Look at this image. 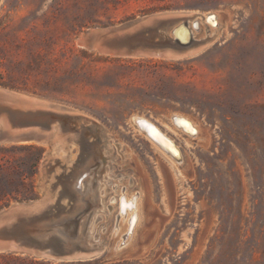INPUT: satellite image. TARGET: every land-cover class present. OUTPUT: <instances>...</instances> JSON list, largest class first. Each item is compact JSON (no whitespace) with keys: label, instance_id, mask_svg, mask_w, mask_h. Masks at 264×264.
I'll list each match as a JSON object with an SVG mask.
<instances>
[{"label":"rangeland","instance_id":"rangeland-1","mask_svg":"<svg viewBox=\"0 0 264 264\" xmlns=\"http://www.w3.org/2000/svg\"><path fill=\"white\" fill-rule=\"evenodd\" d=\"M173 10L200 22L214 13L221 27L181 60L116 58L74 43L88 28ZM204 35L196 31V40ZM0 87L92 118L87 144L96 142L93 152L115 178L98 189L93 228L104 250L97 258L57 263L0 252V264H264V0H0ZM171 114L197 123L198 138L175 128ZM132 116L166 133L181 162L156 151ZM47 151L0 145V208L40 198L42 183L53 193L71 181L64 163L40 177ZM70 152L78 165L79 149ZM120 187L140 193L141 219L116 250L125 227L117 220Z\"/></svg>","mask_w":264,"mask_h":264},{"label":"water","instance_id":"water-1","mask_svg":"<svg viewBox=\"0 0 264 264\" xmlns=\"http://www.w3.org/2000/svg\"><path fill=\"white\" fill-rule=\"evenodd\" d=\"M180 13L183 11H162L118 25L88 28L74 43L81 49L116 58H189L194 56L187 52L193 41L178 43L167 34L172 25L181 20L184 21L179 26L186 22ZM76 118L78 114L67 106L0 87V145L51 146L52 123L58 121L60 132L66 134L70 129L68 123L77 121ZM62 184L61 191L52 193L41 188L38 199L0 208V252L57 263L93 260L103 252L104 242L98 238V232L90 235L88 232L94 206L87 204L85 197L78 199L74 188Z\"/></svg>","mask_w":264,"mask_h":264},{"label":"bare ground","instance_id":"bare-ground-1","mask_svg":"<svg viewBox=\"0 0 264 264\" xmlns=\"http://www.w3.org/2000/svg\"><path fill=\"white\" fill-rule=\"evenodd\" d=\"M180 14L185 17L186 22L179 26L184 21L181 20L178 23L172 25L168 29L167 34L172 40L182 44L188 43L190 40H192L193 43L187 50L190 55L195 54L196 52L203 49L208 43H210L221 27L220 18L214 13H210L205 16L199 15L198 17L201 18V22L196 19V14L188 12H183ZM201 29H203L205 35L201 36L199 40H196L195 33ZM68 108H70L73 113L78 114L79 119L76 118L78 122L76 120H71L73 127L72 129H69L66 134L60 132L61 126L58 121L52 123L51 131L54 135V140L51 146H47L45 143V145L48 147V151L46 152L44 160L41 163L40 177L45 175V172H47V168L49 167L48 165L52 164L53 162L58 165L55 172H59L58 170L62 168L60 166L62 163L66 164L62 170L65 172L72 170L70 172L71 181L67 182L66 184L77 191L78 199L85 197L87 199V204L94 206L92 215L90 216V223H92V225L88 229L90 235L93 231L97 232V229L93 228V222L99 217L96 215L101 210L100 200L102 201V199H99L98 189L104 185L101 183L106 181L108 178L113 179L114 177L108 173L109 168L107 164L102 163L101 153L99 151V153L93 152L97 148L95 144L96 142L87 144V139L89 137V133L91 132L85 124L91 122L97 125V123L85 113L74 110L71 107ZM168 118L175 128L186 133L190 139L198 138L200 127L191 118L181 114H171ZM80 122L83 123V127L80 126ZM130 123L134 128H138V132H140L143 137L145 136L150 141V143L152 142L151 145L155 148V150L158 151L162 156L168 158L172 164L177 165L181 162L182 152L180 148L157 125L146 118L134 116L130 118ZM173 130L171 129V131ZM72 147H77L81 153L80 155H82L78 165L71 158L70 151ZM56 157H59V159H55ZM176 157H178L180 160L178 161ZM52 169L54 170V168ZM53 178L54 176H51V182ZM129 182L131 183V180H129ZM41 187L42 189L47 190V188L43 186V183ZM119 190L121 193H119L116 202L117 217L122 218L125 227L123 234L120 236V241L116 244V246H119L121 243H124V245L118 247L117 250L127 246L141 219L139 200L140 193L136 191L133 194H128L125 187H120ZM102 193L103 190L100 191V194ZM121 227L122 226H117V224L115 225L117 231H119Z\"/></svg>","mask_w":264,"mask_h":264}]
</instances>
